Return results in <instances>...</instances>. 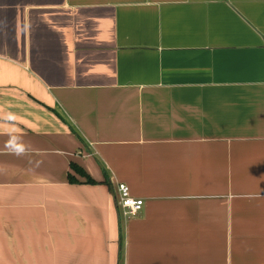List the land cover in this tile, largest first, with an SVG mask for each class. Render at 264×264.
Returning <instances> with one entry per match:
<instances>
[{
	"label": "crops",
	"instance_id": "obj_1",
	"mask_svg": "<svg viewBox=\"0 0 264 264\" xmlns=\"http://www.w3.org/2000/svg\"><path fill=\"white\" fill-rule=\"evenodd\" d=\"M0 264H264V0H0Z\"/></svg>",
	"mask_w": 264,
	"mask_h": 264
},
{
	"label": "built area",
	"instance_id": "obj_2",
	"mask_svg": "<svg viewBox=\"0 0 264 264\" xmlns=\"http://www.w3.org/2000/svg\"><path fill=\"white\" fill-rule=\"evenodd\" d=\"M116 190L121 216L125 219L136 216L142 209L143 200L132 196L128 186L123 182L117 183Z\"/></svg>",
	"mask_w": 264,
	"mask_h": 264
},
{
	"label": "trees",
	"instance_id": "obj_3",
	"mask_svg": "<svg viewBox=\"0 0 264 264\" xmlns=\"http://www.w3.org/2000/svg\"><path fill=\"white\" fill-rule=\"evenodd\" d=\"M71 168L73 169V171L78 174L80 177L83 178V182L85 183H89V184H92V183H95V180L92 179L81 167H79L78 165H75V164H71ZM69 177V181L70 182H73V183H79V179L77 177H75V175L73 174H70L68 175ZM108 185H110L109 181L107 183Z\"/></svg>",
	"mask_w": 264,
	"mask_h": 264
}]
</instances>
